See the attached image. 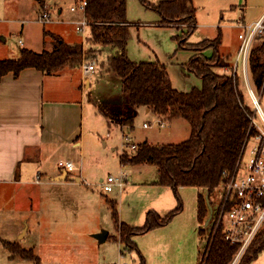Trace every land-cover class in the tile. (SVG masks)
I'll list each match as a JSON object with an SVG mask.
<instances>
[{
  "label": "rangeland",
  "instance_id": "1",
  "mask_svg": "<svg viewBox=\"0 0 264 264\" xmlns=\"http://www.w3.org/2000/svg\"><path fill=\"white\" fill-rule=\"evenodd\" d=\"M76 2L77 0H0V59L17 57L23 47L37 52L50 49L53 45L52 34L60 35L64 41L74 43L88 33L84 41L86 42L84 62L94 60L95 70L98 72L108 70L110 48L103 46L102 50L97 49L96 45L91 47L86 41L90 35V28H86L85 32L84 30L78 32L75 29L76 21L86 19L84 10L70 9L71 6H76ZM192 4L195 8V27L187 35L189 24L183 20L175 21L176 24L172 26L176 31L173 30L175 32L173 36H168L169 40H175L178 48L177 40L183 34L187 36L189 43L214 39L220 34V52L231 57L228 58L227 66L218 67L216 70L228 73L229 62H233L241 44L238 33L243 31V27L239 25L251 22L264 9V0H192ZM44 10L48 11L49 19L42 21L40 16ZM158 16L160 17V14L147 7L142 0L126 2L127 20L140 23ZM19 38L21 43L18 41ZM161 45L163 46L164 42ZM241 84L248 92L245 82ZM251 85L264 113V81L261 86L252 83ZM94 107L98 111L97 117H94L93 113L90 116L86 108L84 110L83 147L68 146L46 160V166L51 168V171H58L57 162L70 159L75 167L67 170L68 175L79 177V181H71L67 176L69 185L54 186L48 183L54 181L50 179L52 173L46 172L41 174L40 179L43 183L24 185L18 190L17 199L7 198L8 190H0V197L3 193L5 196L4 199H0V205H6L5 208H0V240L20 242L22 247L29 249L40 259V263L19 258L11 263L9 259H4L5 263L196 264L206 248L207 240L205 234H199L198 230L194 231L195 227L197 229L201 225L197 219V193L202 190L195 186H180L175 192L168 187L169 195L156 197V192L152 193L150 187H145L155 180L156 168L148 163L131 166L121 161L122 152L135 151L129 148L128 142L134 143L136 147L144 140L153 144L178 143L188 137L190 124L184 118H177L176 121L162 118L152 111L146 112L145 106H140V111L134 116L132 127L125 130V127L121 128L113 123L109 126L108 119L103 117L98 105ZM94 118L99 121V125L95 124ZM255 119L262 124L258 114ZM161 120L165 122L164 126H159ZM144 122L150 125L143 126ZM126 135L129 138H126ZM254 142L250 136L246 142V152ZM43 170L40 169L39 172L42 173ZM120 171L129 174L125 190L120 192L118 188H114L106 191L100 184V179L105 180L109 174L117 176ZM131 184H138L139 187L135 188ZM221 193L218 186L210 196L213 212L218 207ZM111 200L116 201L115 205L119 211L132 215L139 221L136 225L143 223L145 212L141 209L148 203L169 204L174 201L175 205L172 208L178 204L182 206L165 225L160 226V229L133 235L131 241L136 247L130 248L124 243H119L114 219L111 216L109 204ZM13 204L15 206H12ZM211 221L212 217L208 224ZM23 227L26 228V232L19 236ZM209 227L210 225L207 226L208 229ZM103 230H106L109 236L100 242L95 235ZM250 264H264V249Z\"/></svg>",
  "mask_w": 264,
  "mask_h": 264
},
{
  "label": "trees",
  "instance_id": "2",
  "mask_svg": "<svg viewBox=\"0 0 264 264\" xmlns=\"http://www.w3.org/2000/svg\"><path fill=\"white\" fill-rule=\"evenodd\" d=\"M142 1L160 14L158 25H175V21L183 20L189 24L187 35L195 27L192 0ZM126 2L86 0L84 15L90 28L88 42L110 48L109 67L121 79V102H99L98 108L107 117L109 126L113 123L131 127L140 106L149 108L162 118H184L190 124L186 139L169 144H151L144 140L137 144L134 152H122L121 161L125 164L153 165L157 175L154 183L169 186L175 192L180 186L200 188L202 191L197 193V216L201 222L198 233L205 234L207 240L197 264H231L240 245L226 240L220 225L214 233L213 219L211 223L204 224L209 213L205 194L213 206L210 196L222 183V172L235 168L244 141L257 133V128L251 123L254 111L252 99L242 87L244 80L241 75L216 70L227 66L229 58V55L219 52L220 34L214 39L196 43L187 42L184 34L177 40L179 49L195 51L186 62V68L201 78L200 88L177 90L171 84L164 63L129 59L126 44L130 23L126 19ZM118 21L121 24H117ZM52 36L50 49L37 52L23 47L17 57L0 59V77L7 72L17 75L26 67L52 74L64 67L79 66L85 59L84 44L78 41L69 43L61 36ZM207 48L212 49L208 57L201 53ZM248 78L250 85L261 86L264 81V36L255 37L250 47ZM115 203V200L109 201L119 241L130 248L136 247L131 241L133 235L165 225L182 206L178 204L164 216L150 209L146 212L144 223L133 226L118 220ZM3 242L10 251V257L19 255L40 263L37 255L18 242ZM263 249L264 223L235 264H250Z\"/></svg>",
  "mask_w": 264,
  "mask_h": 264
},
{
  "label": "crops",
  "instance_id": "3",
  "mask_svg": "<svg viewBox=\"0 0 264 264\" xmlns=\"http://www.w3.org/2000/svg\"><path fill=\"white\" fill-rule=\"evenodd\" d=\"M60 11L61 9L59 8L58 12ZM263 11L264 9L260 12L262 13ZM260 12L252 21L261 15ZM159 20V16L150 21L140 23L138 21L128 20L130 23L128 27L129 37L126 44L128 58L138 62L159 60L164 63L171 84L177 90L188 91L192 87L200 88L202 85L201 78L188 72L186 68V62L195 51L178 49L176 41L169 40L168 38V36L175 34L173 31L175 28L172 25H158L157 22ZM87 37L88 33H85V36L77 41L83 43L85 47L86 42L84 41ZM88 39L86 41L89 44ZM162 42H164L163 46L161 45ZM96 46L97 49L102 50L104 47L108 48V46L103 47L98 44ZM201 53L208 57L212 54V49L207 48ZM220 54L222 53L220 52ZM101 71L98 72V70H95L91 75L86 76L83 73L81 63L75 67H64L52 74L45 73L34 67H26L17 75H14L12 72H7L0 77V190H8L7 198L12 200L17 199L18 190L22 189L28 183H43L40 179L41 174L46 172H51L50 179L54 180L48 182L49 184L54 186L70 184L67 181L69 177L58 179L65 172L69 176L68 171L60 167L58 171H51V168L46 166V160L55 155L56 152L65 150L68 146L83 147L82 128L84 125L85 108L90 116L93 113L94 117H97L98 111H96L94 105H97L99 102L109 104L121 102V79L110 67L108 70L103 69ZM139 111L140 107L137 108V112ZM145 111L149 112L152 110L145 107ZM175 119L177 118H174V121H176ZM163 120L160 122H163L165 125ZM94 122L96 125H99V121L96 118H94ZM107 124L109 125L108 120ZM115 125L121 128L125 127V130L132 127L120 124ZM140 164L129 165L134 166ZM38 169L44 170L41 173ZM125 175V180L128 181L129 174ZM36 176H38L37 179ZM73 178H71V181L77 182ZM155 180L153 179L151 184H147L145 187H150L153 190L151 191L152 193L156 192V197H161L165 194L169 195L167 190L169 186L156 184L154 183ZM131 185L135 186V188L136 186L139 187L138 184ZM123 189L125 190V186ZM1 198H5L4 193ZM174 205V201L169 204L163 202L155 204L148 203L141 211L145 212L146 215V212L152 209L160 216H164ZM12 206L15 205L13 204ZM5 207V204L0 205V208ZM117 213L120 222L140 226L141 223L136 225L139 221H136L132 215L122 213L121 210L119 211V208L117 209ZM145 215L143 223L145 221ZM160 228L156 227L145 233ZM195 229L196 227L194 231L197 232L198 228ZM25 232L26 228L23 227L19 236ZM108 236L109 233H107L105 239ZM3 241L6 240H0V264H7L4 259H9L11 263L18 258L29 261V259L22 257H10V251L4 245ZM18 243L20 244V242Z\"/></svg>",
  "mask_w": 264,
  "mask_h": 264
},
{
  "label": "built area",
  "instance_id": "4",
  "mask_svg": "<svg viewBox=\"0 0 264 264\" xmlns=\"http://www.w3.org/2000/svg\"><path fill=\"white\" fill-rule=\"evenodd\" d=\"M86 0H77L76 6H71V10H84ZM49 13L44 10L40 16V20H48ZM75 29L80 32H85L89 27L86 19L75 22ZM243 31L238 33V38L241 39V44L233 62L227 67L228 74H240L247 85L248 93L254 104V111L251 116V123L257 128V133L251 136L255 142L253 146H249L247 152L246 142L244 141L241 148L238 161L232 171L224 170L222 172L223 181L220 184L221 195L218 202V207L212 213L214 222V233L221 226L224 238L231 243H239V249L233 259L234 264L251 242L252 238L258 229L264 223V113L255 97L252 88L250 87L248 78V56L250 47L253 44L255 37L264 36V11L254 21L247 24H240ZM21 43V38L18 39ZM84 62V60H83ZM82 62L83 73L88 76L95 71L94 60ZM258 114L262 124H259L255 116ZM150 123H143V126H149ZM163 122H159V126H163ZM126 138H129L126 135ZM129 144V148L135 149L134 143ZM58 165L64 170L73 169L75 166L71 160H59ZM125 173L120 171V174L115 176L109 174L107 178L101 179L100 184L106 191H111L118 188L119 191L125 186ZM38 176H36V179ZM232 261V262H233ZM232 264V263H231Z\"/></svg>",
  "mask_w": 264,
  "mask_h": 264
},
{
  "label": "water",
  "instance_id": "5",
  "mask_svg": "<svg viewBox=\"0 0 264 264\" xmlns=\"http://www.w3.org/2000/svg\"><path fill=\"white\" fill-rule=\"evenodd\" d=\"M117 24H121V22H116ZM67 177V173L65 172V174L64 175H62V176H60L58 179H64V178H66ZM69 177V176H68ZM70 179L71 178H73L72 176H70L69 177ZM75 180H79V178L78 177H75L74 178ZM205 198H206V202H207V204H208V209H209V214H208V216H207V218L205 219V225L206 224H208V222H209V220L211 219V217H212V212H213V208H212V206L209 204V200H208V195H207V193L205 194ZM107 231L106 230H103V231H101V232H99V233H96V237H97V239L100 241V242H102V241H104L105 240V238H106V235H107ZM232 264H234V261L232 262Z\"/></svg>",
  "mask_w": 264,
  "mask_h": 264
}]
</instances>
